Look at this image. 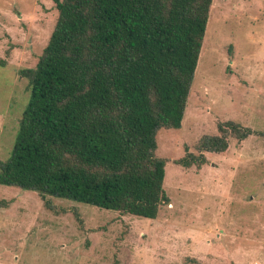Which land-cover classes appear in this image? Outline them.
Listing matches in <instances>:
<instances>
[{
  "label": "rangeland",
  "instance_id": "374dc122",
  "mask_svg": "<svg viewBox=\"0 0 264 264\" xmlns=\"http://www.w3.org/2000/svg\"><path fill=\"white\" fill-rule=\"evenodd\" d=\"M58 15L55 0H0V160ZM215 136L225 150L202 146ZM157 143L171 199L157 218L0 183V264H264V0H214L182 126ZM193 155L206 163L177 162Z\"/></svg>",
  "mask_w": 264,
  "mask_h": 264
},
{
  "label": "trees",
  "instance_id": "16d2710c",
  "mask_svg": "<svg viewBox=\"0 0 264 264\" xmlns=\"http://www.w3.org/2000/svg\"><path fill=\"white\" fill-rule=\"evenodd\" d=\"M55 2L49 42L22 70L30 95L0 183L35 190L47 206L55 196L157 218L171 202L157 133L182 126L214 0ZM226 126L239 139L252 132ZM202 146L223 151L227 141Z\"/></svg>",
  "mask_w": 264,
  "mask_h": 264
}]
</instances>
